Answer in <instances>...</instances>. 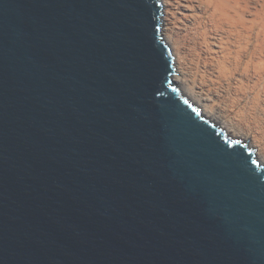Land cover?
<instances>
[{
	"label": "water",
	"instance_id": "95a60500",
	"mask_svg": "<svg viewBox=\"0 0 264 264\" xmlns=\"http://www.w3.org/2000/svg\"><path fill=\"white\" fill-rule=\"evenodd\" d=\"M159 0H0V264H264V164L183 95Z\"/></svg>",
	"mask_w": 264,
	"mask_h": 264
},
{
	"label": "bare ground",
	"instance_id": "6f19581e",
	"mask_svg": "<svg viewBox=\"0 0 264 264\" xmlns=\"http://www.w3.org/2000/svg\"><path fill=\"white\" fill-rule=\"evenodd\" d=\"M174 77L264 164V0H161Z\"/></svg>",
	"mask_w": 264,
	"mask_h": 264
},
{
	"label": "rangeland",
	"instance_id": "374dc122",
	"mask_svg": "<svg viewBox=\"0 0 264 264\" xmlns=\"http://www.w3.org/2000/svg\"><path fill=\"white\" fill-rule=\"evenodd\" d=\"M159 1H160L161 5H162V1H161V0H159ZM162 8H163V7H162ZM161 29H162V20H161V26H160V34L162 35L164 41L167 43V45H168V47H169V50H170V46H169V44H168V42H167L165 36L163 35V32L161 31ZM170 51H171V50H170ZM171 55H172V54H171ZM173 67H174V66H173ZM174 73H175V69H174V71H173V74H174ZM177 85H178V84H177ZM178 87H179L180 92H181L183 95H185V96L188 98V100H189L193 105L197 106L202 114H204V113L202 112L201 107H200L198 104H195L192 100H190V98H189V97H188V96L182 91V89L180 88L179 85H178ZM204 115H205V114H204ZM205 117H206L208 120L214 122L215 125H218L219 127H221L222 130L224 131V133H226V135H228V136L231 137L232 139L240 140V141L244 142V143L246 144V146H248L249 148H251V150L255 153V149L252 148V147L249 145V143H248L247 141H245V140L242 139V138L233 137L232 135H230V134L227 132V130H226L223 126H221V124L217 123L215 120L209 118V117L206 116V115H205ZM257 159H258V158H257ZM258 160H259V159H258ZM259 162L261 163L260 160H259ZM261 164H263V163H261Z\"/></svg>",
	"mask_w": 264,
	"mask_h": 264
}]
</instances>
